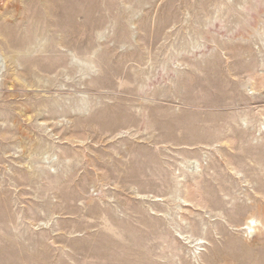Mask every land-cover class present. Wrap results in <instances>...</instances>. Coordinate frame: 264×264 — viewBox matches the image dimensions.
<instances>
[{
    "label": "rangeland",
    "instance_id": "1",
    "mask_svg": "<svg viewBox=\"0 0 264 264\" xmlns=\"http://www.w3.org/2000/svg\"><path fill=\"white\" fill-rule=\"evenodd\" d=\"M0 264H264V0H0Z\"/></svg>",
    "mask_w": 264,
    "mask_h": 264
}]
</instances>
